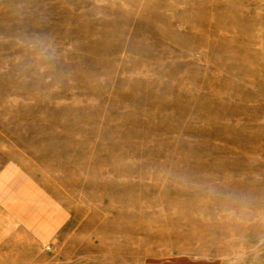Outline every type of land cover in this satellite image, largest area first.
Segmentation results:
<instances>
[{
  "label": "rangeland",
  "instance_id": "1",
  "mask_svg": "<svg viewBox=\"0 0 264 264\" xmlns=\"http://www.w3.org/2000/svg\"><path fill=\"white\" fill-rule=\"evenodd\" d=\"M264 0H0V264H264Z\"/></svg>",
  "mask_w": 264,
  "mask_h": 264
},
{
  "label": "clouds",
  "instance_id": "2",
  "mask_svg": "<svg viewBox=\"0 0 264 264\" xmlns=\"http://www.w3.org/2000/svg\"><path fill=\"white\" fill-rule=\"evenodd\" d=\"M262 242H264V241H262Z\"/></svg>",
  "mask_w": 264,
  "mask_h": 264
}]
</instances>
